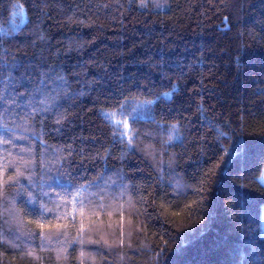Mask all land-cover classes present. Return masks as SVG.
I'll return each mask as SVG.
<instances>
[{"label":"trees","instance_id":"trees-1","mask_svg":"<svg viewBox=\"0 0 264 264\" xmlns=\"http://www.w3.org/2000/svg\"><path fill=\"white\" fill-rule=\"evenodd\" d=\"M263 179L264 0H0V264H264Z\"/></svg>","mask_w":264,"mask_h":264},{"label":"snow or ice","instance_id":"snow-or-ice-1","mask_svg":"<svg viewBox=\"0 0 264 264\" xmlns=\"http://www.w3.org/2000/svg\"><path fill=\"white\" fill-rule=\"evenodd\" d=\"M114 116V114H109V118L111 119L112 117ZM130 143H131V141H129ZM8 179L9 180H11V179H13V177H8ZM83 213V210L81 209V214ZM65 215H67V214H65ZM30 223H31V221H30ZM37 227H39V228H41V229H43L44 227H45V225L43 224V223H38L37 224ZM57 229H59V228H61V227H64V226H62V225H56L55 226ZM66 234V233H65ZM50 238V237H49Z\"/></svg>","mask_w":264,"mask_h":264},{"label":"rangeland","instance_id":"rangeland-1","mask_svg":"<svg viewBox=\"0 0 264 264\" xmlns=\"http://www.w3.org/2000/svg\"><path fill=\"white\" fill-rule=\"evenodd\" d=\"M263 183H264V179H263Z\"/></svg>","mask_w":264,"mask_h":264}]
</instances>
